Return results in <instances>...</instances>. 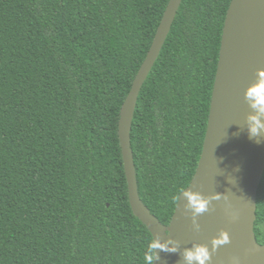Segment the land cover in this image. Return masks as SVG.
<instances>
[{"label": "trees", "instance_id": "obj_1", "mask_svg": "<svg viewBox=\"0 0 264 264\" xmlns=\"http://www.w3.org/2000/svg\"><path fill=\"white\" fill-rule=\"evenodd\" d=\"M170 0H0V264H146L124 103ZM232 0H183L131 132L140 196L169 227L203 153ZM264 244V176L257 196Z\"/></svg>", "mask_w": 264, "mask_h": 264}, {"label": "water", "instance_id": "obj_2", "mask_svg": "<svg viewBox=\"0 0 264 264\" xmlns=\"http://www.w3.org/2000/svg\"><path fill=\"white\" fill-rule=\"evenodd\" d=\"M182 1H169L122 111L120 139L131 206L160 245L154 264H185L184 250L197 245L208 247L211 259L207 264H264V255L260 257L257 252L264 244L258 241L255 232L258 189L264 176V130L257 136L249 133V117L255 115L264 122V113L253 107L254 100L247 95L251 86L264 80L259 77L264 70V0H232L228 13L227 22L231 14L234 21L236 55L228 74L222 77V46L203 153L195 177L184 190L208 198L209 210L195 217L194 222L182 192L167 227L145 205L139 193L131 138L135 111ZM221 232L229 235V242L213 250L212 241ZM166 236L170 240L163 245ZM173 248L175 251H171Z\"/></svg>", "mask_w": 264, "mask_h": 264}, {"label": "clouds", "instance_id": "obj_3", "mask_svg": "<svg viewBox=\"0 0 264 264\" xmlns=\"http://www.w3.org/2000/svg\"><path fill=\"white\" fill-rule=\"evenodd\" d=\"M259 77L264 78V70L260 71ZM247 95L250 99L254 100L253 107L257 108L259 111L264 113V80H261L257 84L251 86ZM264 130V122L257 116L253 115L249 117V133L252 136H257L260 134V131ZM183 195L187 201V208L193 214L194 222L195 217L209 210L210 200L205 198L198 192L183 191ZM198 227V225H197ZM229 242V235L226 232H221L216 238L212 241L213 250L217 246L226 244ZM160 245L156 243L147 250L146 254V264H154V261L157 259V248ZM175 251V249H171ZM185 264H207L211 259L210 252L207 246H193L187 248L183 252L182 256Z\"/></svg>", "mask_w": 264, "mask_h": 264}, {"label": "bare ground", "instance_id": "obj_4", "mask_svg": "<svg viewBox=\"0 0 264 264\" xmlns=\"http://www.w3.org/2000/svg\"><path fill=\"white\" fill-rule=\"evenodd\" d=\"M236 32L234 28V21L232 14L229 17V20L227 22L226 26V32H225V38H224V44H223V58H222V67L220 70V75L222 77L226 74H228L230 66L233 62V59L235 57L236 53ZM170 240V236H166L165 242L163 245H167L168 241ZM257 252L260 257H263L264 255V248L259 247L257 249Z\"/></svg>", "mask_w": 264, "mask_h": 264}]
</instances>
